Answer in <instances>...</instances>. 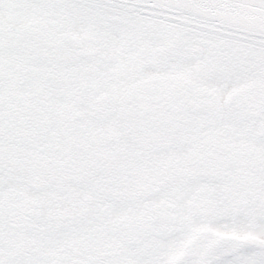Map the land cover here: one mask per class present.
<instances>
[{
  "label": "flooded vegetation",
  "instance_id": "1",
  "mask_svg": "<svg viewBox=\"0 0 264 264\" xmlns=\"http://www.w3.org/2000/svg\"><path fill=\"white\" fill-rule=\"evenodd\" d=\"M4 20L0 57L17 56L25 76L0 93L37 91L48 117L34 136L0 137V264H264L262 93L198 101L184 63L174 73L165 53L124 56L86 36L84 59L43 63L2 42L20 26ZM87 137L116 149L122 171L72 183L68 150Z\"/></svg>",
  "mask_w": 264,
  "mask_h": 264
},
{
  "label": "water",
  "instance_id": "2",
  "mask_svg": "<svg viewBox=\"0 0 264 264\" xmlns=\"http://www.w3.org/2000/svg\"><path fill=\"white\" fill-rule=\"evenodd\" d=\"M114 4L124 9L140 11L166 20L181 22L204 30L221 32L226 36L241 38L248 42L264 45V0H94ZM18 43L15 47L23 53L41 58V60H55L71 63L82 55L73 37H60L46 28L30 25L22 28L17 34ZM5 39V38H4ZM3 42L5 43V40ZM20 39L22 40L20 42ZM192 55L199 57L200 51L191 48ZM30 51V52H29ZM10 62L18 66L14 59ZM17 64V65H16ZM5 60L0 59V82L4 80L2 66ZM198 74L203 70L197 69ZM15 74V75H14ZM22 70L11 71L14 79L21 81ZM225 89V85L221 86ZM39 98L33 92H7L0 95V137L15 140L34 136L38 133L40 122L45 120L44 109L39 107ZM42 127V125H41ZM34 156V155H33ZM32 155L25 154L28 161ZM69 177L75 184L95 175L98 171L116 174L122 171L124 160L117 150L98 138H84L77 140L68 151ZM41 178L46 175L43 161H36ZM40 163V164H39ZM35 167H27L31 172ZM50 168L46 177H52ZM45 177V178H46Z\"/></svg>",
  "mask_w": 264,
  "mask_h": 264
},
{
  "label": "rangeland",
  "instance_id": "3",
  "mask_svg": "<svg viewBox=\"0 0 264 264\" xmlns=\"http://www.w3.org/2000/svg\"><path fill=\"white\" fill-rule=\"evenodd\" d=\"M5 16L9 19L15 18L14 21L18 23L15 27L35 20L48 27L51 25L58 31L74 34L78 38L86 36L98 42L105 41L109 51H117L124 56L140 52L144 56L165 53L167 60L174 62L171 69L174 73L178 72L177 67L185 64L187 73L183 74L187 78L188 86L201 93V97H197L198 101L223 104L247 100L253 93H262L261 97H264V56L252 50L189 38L178 33L172 34L166 28L162 30L164 34L158 36L152 33H157V27L153 24L147 28L140 23L121 19L117 21L100 10L94 12L61 0H0L1 25H5ZM141 34L144 35L140 36ZM190 45H196L202 50L199 59L191 56ZM201 61L214 69L208 80L198 78L192 70L193 65ZM151 63L141 62L144 67H150ZM224 82L227 90L221 91L219 86ZM64 101V98L58 97V104L61 105Z\"/></svg>",
  "mask_w": 264,
  "mask_h": 264
},
{
  "label": "bare ground",
  "instance_id": "4",
  "mask_svg": "<svg viewBox=\"0 0 264 264\" xmlns=\"http://www.w3.org/2000/svg\"><path fill=\"white\" fill-rule=\"evenodd\" d=\"M69 2H71L72 4L76 5V6H82L83 8L87 9V10H91V11H98V8H102L100 5H96L94 3L91 2H84L81 0H68ZM104 13L107 17H110L114 20H123V21H130L131 23H140V24H148L146 25L147 28H149V26L151 27L153 24L154 26H156V32H152L159 35H163L164 31H162L164 28L166 29H170L171 33L173 34H182L185 35L187 37H195L197 39H202L205 41H213V42H225L226 44H228L229 46H234L237 48H243L246 50H252L253 52L259 54V55H263L264 56V47H258V46H254L253 44H247L244 42H237L235 40L232 39H226L223 37H218L217 35L211 34V33H205L202 31H197V30H193L191 28H186L185 26L182 25H178L176 23H172V22H165L164 20H160L157 19L156 17L152 18V17H146L144 15L141 14H134V13H130V12H125L121 9H116V8H112V7H108L106 9H104Z\"/></svg>",
  "mask_w": 264,
  "mask_h": 264
}]
</instances>
